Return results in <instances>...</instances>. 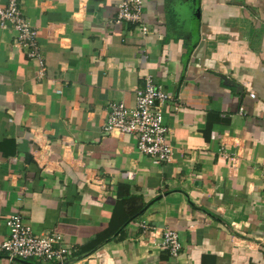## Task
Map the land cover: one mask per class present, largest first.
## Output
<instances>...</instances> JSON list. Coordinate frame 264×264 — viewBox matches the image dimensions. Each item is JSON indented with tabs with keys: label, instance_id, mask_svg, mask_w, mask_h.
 <instances>
[{
	"label": "crops",
	"instance_id": "0c3cea01",
	"mask_svg": "<svg viewBox=\"0 0 264 264\" xmlns=\"http://www.w3.org/2000/svg\"><path fill=\"white\" fill-rule=\"evenodd\" d=\"M121 1L20 0L42 76L0 21V238L20 214L65 238L66 264H264V0H143L146 35L115 23ZM148 74L171 96L161 164L104 131ZM26 262L55 263L0 252Z\"/></svg>",
	"mask_w": 264,
	"mask_h": 264
},
{
	"label": "built area",
	"instance_id": "2783aa9c",
	"mask_svg": "<svg viewBox=\"0 0 264 264\" xmlns=\"http://www.w3.org/2000/svg\"><path fill=\"white\" fill-rule=\"evenodd\" d=\"M143 0H122L118 6L115 23L135 25L141 35L149 33L143 23ZM1 25L9 23L15 31L14 44L23 49L30 59L40 64V76L45 72L42 50L38 44V30L25 16L20 0H8L6 7L0 6ZM171 99L146 75L144 85L136 90V105L129 107L123 102H113L104 123L105 133H122L136 137L138 149L148 155L153 163L161 164L173 159L174 148L169 140L170 129L164 122V106ZM231 161L234 157L229 156ZM133 177V173H130ZM6 225L9 234L0 238V252L13 259H37L42 262L66 264L73 248L59 233L38 234L22 215H11ZM164 244L171 254L178 257L182 244L174 228L163 232Z\"/></svg>",
	"mask_w": 264,
	"mask_h": 264
},
{
	"label": "trees",
	"instance_id": "16d2710c",
	"mask_svg": "<svg viewBox=\"0 0 264 264\" xmlns=\"http://www.w3.org/2000/svg\"><path fill=\"white\" fill-rule=\"evenodd\" d=\"M123 187H124V185L121 187V192H120V194H121L122 197L124 196V195H122V191H123V189H125V188H123ZM125 187H127V186H125ZM126 189H127V188H126ZM122 197H121V198H122ZM123 198H125V197H123ZM137 199H139V197H137V196H130V197L128 198V200L130 201V202H129V205H128V212L134 210V209L138 206V205H137V202H139V200H137ZM126 201H127V199H126ZM140 204H141V202H140ZM141 205H142V204H141ZM141 205H140V206H141ZM141 210H142V208L140 207V209H139L138 211L134 212V213L132 214V216H131L129 219L126 220V222H127L128 220H130L131 218L137 216V214H139ZM118 231H119V229H117V230L114 232V234H116ZM94 247H95V245L91 244V245L89 246V248H87V249H89V250H93ZM95 248H96V247H95Z\"/></svg>",
	"mask_w": 264,
	"mask_h": 264
},
{
	"label": "water",
	"instance_id": "95a60500",
	"mask_svg": "<svg viewBox=\"0 0 264 264\" xmlns=\"http://www.w3.org/2000/svg\"><path fill=\"white\" fill-rule=\"evenodd\" d=\"M90 4H93V3L90 2ZM26 263L32 264L31 262H26ZM51 264H59V263H51Z\"/></svg>",
	"mask_w": 264,
	"mask_h": 264
}]
</instances>
